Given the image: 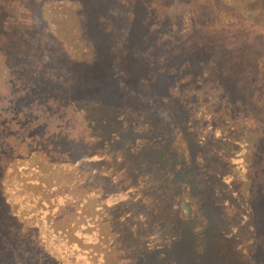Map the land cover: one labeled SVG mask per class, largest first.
<instances>
[{"label": "trees", "instance_id": "1", "mask_svg": "<svg viewBox=\"0 0 264 264\" xmlns=\"http://www.w3.org/2000/svg\"><path fill=\"white\" fill-rule=\"evenodd\" d=\"M135 1L114 3L103 15L115 27L94 35L109 40L121 80L104 72L89 83L81 69L79 83L57 85L38 80L51 68L36 34L11 23L33 12L38 23L41 2L0 0V53L23 92L0 103L25 117L34 102L82 105L94 131L91 142L51 134L21 154L0 145V264H264V17L255 3L204 0L183 35L156 43L168 27L147 0L132 27ZM198 89L219 96L226 116L244 113L256 135L223 132L184 94ZM45 159L76 165L74 186L43 173Z\"/></svg>", "mask_w": 264, "mask_h": 264}, {"label": "rangeland", "instance_id": "2", "mask_svg": "<svg viewBox=\"0 0 264 264\" xmlns=\"http://www.w3.org/2000/svg\"><path fill=\"white\" fill-rule=\"evenodd\" d=\"M41 2V12L39 11L40 21L37 23L34 20V12L31 14L32 18L24 16L19 17L17 21L11 20L13 27H17L19 21L20 25L27 27L31 33L36 34L40 41L41 50L43 51L44 58L47 66L51 68L47 74L41 75L38 80L57 85H64L66 81L72 83L74 80L79 83L78 74L82 76L81 69L84 70L87 81L97 82L100 77L106 72V77L110 80L117 82L121 80L122 73L116 71L115 67L110 65L112 58L113 63L116 62V55L112 54L113 48L108 44L109 40L98 42L94 39L100 29V26L105 30L115 27V23L103 15H110L109 10L114 7V3L118 1L125 3L127 0H38ZM204 0H147V11L153 12L156 20L161 22L158 26L159 29L164 31L165 26L168 27L167 32L159 42H166L171 37V32L183 35L185 28L195 21V12L199 11V6ZM246 3H255L258 12L264 17V0H239ZM95 4V8L90 5ZM254 6V5H253ZM141 7L138 0L129 3L125 13L131 20L134 19L132 27L138 15L137 9ZM8 21V19H7ZM94 23V26L92 24ZM8 24V23H6ZM38 24V25H37ZM11 25V26H12ZM100 29V30H99ZM11 31V27L9 28ZM96 30H99L96 32ZM160 33V34H161ZM0 34V40H2ZM4 38V37H3ZM175 39V38H174ZM5 40V38H4ZM44 42V43H43ZM114 50L120 54V49L115 45ZM11 51L10 47L7 49ZM149 51V50H148ZM111 55V56H110ZM137 55H135L136 57ZM147 58V56H144ZM9 59L0 53V98H7L20 96L23 94L21 90H13L10 81H13V66L6 63ZM14 63L16 62L13 60ZM27 63V61H25ZM39 66V63H35ZM117 66V63L115 64ZM113 68H112V67ZM59 71H64V75ZM85 68V69H84ZM215 70L211 62L205 63L202 67V72L206 76H210ZM46 71V70H45ZM79 72L77 75L74 73ZM215 73V72H214ZM134 74L126 78L125 84L132 82ZM36 75L26 76L22 78L24 82H30ZM184 78V77H183ZM182 78V79H183ZM181 79V80H182ZM36 81V80H34ZM38 82V81H37ZM113 86V85H112ZM185 95L195 94L197 101L196 107L206 114L211 113L214 115L215 121L219 128L226 132L228 129H233L236 133L243 138L246 143L256 135L255 125L244 119V113L238 114L233 119L226 116V109L228 106L218 103L220 97L216 94L211 95L210 91L205 92L202 89L187 90ZM221 94V93H220ZM13 95V96H12ZM54 97V96H53ZM60 98V97H56ZM0 103V145L9 144L18 152L24 153L30 146H38V141L51 134L60 133L68 135L69 137L83 138L84 141L91 142L93 140L94 131L89 126L86 120V113L80 107L74 104L63 103L59 100L50 99L47 107L40 106L37 103L31 105V113L28 112L26 117L22 114L12 113L10 109ZM53 108V109H52ZM17 114V115H16ZM224 117H228L224 119ZM222 118V122H220ZM228 122V123H227ZM45 127V129H44ZM91 128V129H90ZM45 131V132H44ZM258 131V130H257ZM34 158L40 159V153H37ZM48 161L45 159L43 173L51 174L58 185L64 187L74 186L77 180L76 165L73 164H55L54 167L47 166ZM58 162V161H57ZM45 165L48 167H45ZM68 201L76 198L77 194H72ZM184 216L188 215V210L184 204H181Z\"/></svg>", "mask_w": 264, "mask_h": 264}]
</instances>
